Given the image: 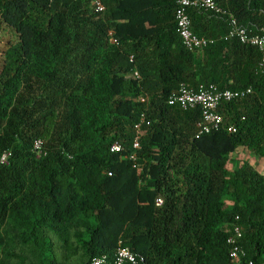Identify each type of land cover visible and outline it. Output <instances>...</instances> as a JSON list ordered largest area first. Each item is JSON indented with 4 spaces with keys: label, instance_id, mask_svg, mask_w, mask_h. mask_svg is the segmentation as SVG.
<instances>
[{
    "label": "trees",
    "instance_id": "16d2710c",
    "mask_svg": "<svg viewBox=\"0 0 264 264\" xmlns=\"http://www.w3.org/2000/svg\"><path fill=\"white\" fill-rule=\"evenodd\" d=\"M215 1L226 14L189 11L214 40L192 52L176 0H0V264H90L119 242L143 264H233L235 227L241 264H264V175L233 156L264 158L262 54L225 39L231 15L260 34L264 0ZM182 84L252 94L199 136L202 109L169 102Z\"/></svg>",
    "mask_w": 264,
    "mask_h": 264
},
{
    "label": "built area",
    "instance_id": "2783aa9c",
    "mask_svg": "<svg viewBox=\"0 0 264 264\" xmlns=\"http://www.w3.org/2000/svg\"><path fill=\"white\" fill-rule=\"evenodd\" d=\"M177 11L175 15V21L177 25V32L182 39L184 47L189 51H200L207 48L214 43V40L201 38L197 36L192 30V22L189 11L191 9L203 10L205 12H215L217 14H226V12L218 5L215 0H176ZM93 3L98 12H104L105 7L101 0H93ZM230 22L232 29L226 36V40L233 38L238 39L244 45H250L258 48L262 54V61L260 66H264V30L260 34H254L248 32L247 29L239 27L237 20L231 15ZM112 44L118 45L117 40L111 39ZM135 75L139 78L138 74ZM252 94V88H247L241 91L220 90L217 86H200L198 90H195L186 84H182L179 90L170 97L171 105H178L183 110L195 109L200 107L203 111L201 122L198 124L199 136L207 135L215 131H219L223 127V117L219 112V109L224 103L234 102L242 100ZM145 102V98L141 99ZM137 136L134 140V149H139L140 142V124L136 127ZM235 132V129H231ZM41 143L36 142L35 150L41 154ZM122 147L119 144H114L111 147V152H121ZM6 161V155L3 156L2 162ZM163 205V200L158 198L156 200V206ZM242 238V232L239 227H235L234 234L228 240V244L231 246L230 258L233 264H241L242 258L245 256V252L239 245V241ZM145 258L141 255L133 253L129 247L125 246L122 242H119L114 256L112 258L108 256H101L92 260L90 264H143ZM247 264H258L250 261Z\"/></svg>",
    "mask_w": 264,
    "mask_h": 264
},
{
    "label": "rangeland",
    "instance_id": "374dc122",
    "mask_svg": "<svg viewBox=\"0 0 264 264\" xmlns=\"http://www.w3.org/2000/svg\"><path fill=\"white\" fill-rule=\"evenodd\" d=\"M4 43H0V75L3 70L4 66ZM233 156L236 158L244 159L246 160L249 164H251L261 175H264V158L259 157L255 153L246 150V149H239L236 151ZM74 263L75 260H72ZM71 264V263H70Z\"/></svg>",
    "mask_w": 264,
    "mask_h": 264
}]
</instances>
